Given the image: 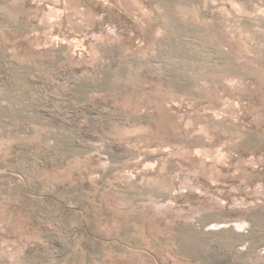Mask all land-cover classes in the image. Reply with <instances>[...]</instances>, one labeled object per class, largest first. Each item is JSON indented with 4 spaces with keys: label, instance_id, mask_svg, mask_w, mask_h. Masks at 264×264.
I'll return each mask as SVG.
<instances>
[{
    "label": "rangeland",
    "instance_id": "obj_1",
    "mask_svg": "<svg viewBox=\"0 0 264 264\" xmlns=\"http://www.w3.org/2000/svg\"><path fill=\"white\" fill-rule=\"evenodd\" d=\"M0 264H264V0H0Z\"/></svg>",
    "mask_w": 264,
    "mask_h": 264
}]
</instances>
